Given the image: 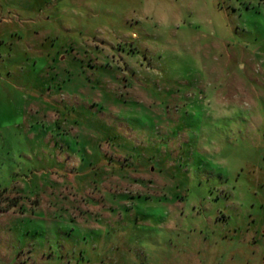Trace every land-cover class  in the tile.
Here are the masks:
<instances>
[{
  "label": "rangeland",
  "instance_id": "374dc122",
  "mask_svg": "<svg viewBox=\"0 0 264 264\" xmlns=\"http://www.w3.org/2000/svg\"><path fill=\"white\" fill-rule=\"evenodd\" d=\"M0 264H264V0H0Z\"/></svg>",
  "mask_w": 264,
  "mask_h": 264
}]
</instances>
